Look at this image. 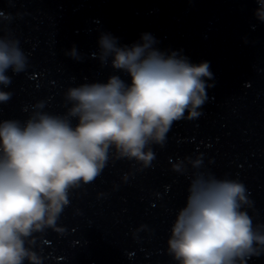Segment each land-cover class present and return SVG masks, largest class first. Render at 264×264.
<instances>
[{
	"label": "clouds",
	"instance_id": "1",
	"mask_svg": "<svg viewBox=\"0 0 264 264\" xmlns=\"http://www.w3.org/2000/svg\"><path fill=\"white\" fill-rule=\"evenodd\" d=\"M256 3L255 15L264 22V0ZM0 18L12 16L0 10ZM141 41L118 46L116 37L102 33L99 53H93L102 64L111 57L112 68L128 74L130 84L111 75L106 83L70 86L63 94V114L45 111L46 102L37 101L31 111L25 107V121L0 120V264H44L34 250L36 234L65 233L58 220L73 190L94 182L110 160L150 167L152 145L163 147L174 123L202 115L206 89L214 86L206 83L214 79L209 62L194 64L178 52H162L149 33ZM65 55L81 59L75 46ZM28 66L19 39L0 35V104L12 97L3 90L12 82L8 70L20 74ZM189 165L194 171L187 177L186 205L170 229L168 255L176 264H247L264 252V223L254 224L244 210L253 204L245 184L200 170V155L177 160L171 168L185 175ZM142 230L145 225L133 236Z\"/></svg>",
	"mask_w": 264,
	"mask_h": 264
}]
</instances>
